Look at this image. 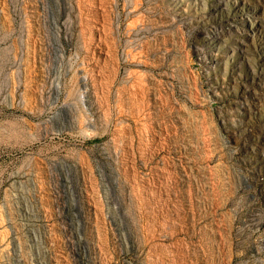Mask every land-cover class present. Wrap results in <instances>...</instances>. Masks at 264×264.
<instances>
[{"label":"rangeland","instance_id":"1","mask_svg":"<svg viewBox=\"0 0 264 264\" xmlns=\"http://www.w3.org/2000/svg\"><path fill=\"white\" fill-rule=\"evenodd\" d=\"M0 264H264V0H0Z\"/></svg>","mask_w":264,"mask_h":264}]
</instances>
